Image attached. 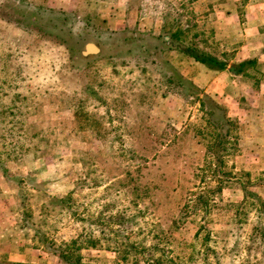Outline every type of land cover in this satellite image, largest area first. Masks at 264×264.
<instances>
[{
	"label": "rangeland",
	"instance_id": "rangeland-1",
	"mask_svg": "<svg viewBox=\"0 0 264 264\" xmlns=\"http://www.w3.org/2000/svg\"><path fill=\"white\" fill-rule=\"evenodd\" d=\"M15 2L65 12L66 28L93 27L83 55L89 44L99 52L88 53L89 72L73 68L55 36L29 35L12 15L0 18V162L8 174L0 173V246L19 238L35 264H67L53 249L83 234L95 239L82 246L88 264H264V0ZM190 26L179 40L225 60L223 73L178 50L159 52ZM121 31L160 41L135 43L112 62L104 47L118 41L107 34ZM205 96L237 123L228 175L216 178ZM12 140L47 156L8 163ZM220 185L208 208L180 216Z\"/></svg>",
	"mask_w": 264,
	"mask_h": 264
},
{
	"label": "trees",
	"instance_id": "trees-1",
	"mask_svg": "<svg viewBox=\"0 0 264 264\" xmlns=\"http://www.w3.org/2000/svg\"><path fill=\"white\" fill-rule=\"evenodd\" d=\"M2 7V12L0 10V18L6 22H11L9 18L11 15L15 19V24L21 27L26 33L29 35H40V37L46 36H55L58 39L60 45H66L68 51L71 54L69 58V63L71 67L78 68L82 71L89 72L93 62L92 58L88 56H84L83 52L85 50V45L89 41V37L87 35H92L93 27L88 32H83L81 30L76 31L71 28H66L63 24L62 19H67L64 17H68L65 12L58 11H50V10H42V9H33L29 8V6H23L21 4H17L13 0H0V8ZM5 12V13H4ZM16 16H15V15ZM61 19V20H60ZM193 26H190L185 29L183 33H174L169 36L170 40H163L162 44L164 47L159 51L162 53L164 49L170 50H178L179 52L185 54L189 58L194 59L196 62H199L205 65L208 69L214 71H225L227 69V63L220 57L212 55L205 49L201 48L196 44H188L186 41L179 40L181 35H186V32H189ZM129 31H121L116 33L107 34L108 39H117L118 42L110 43L109 48L104 47V56L107 55L108 58L112 62H116L115 57L121 56L120 52L125 51L124 48L132 47L133 44L143 42V45H146L149 42H157L160 41L155 39L150 34H144L139 31H132L131 33H127ZM102 36L104 33H100L98 35V39L102 40ZM94 37V36H93ZM104 41V39L102 40ZM104 43V42H103ZM119 50V51H118ZM119 62V61H118ZM256 65V60L246 61L235 67L237 73L236 75L240 76L246 72L247 67H254ZM201 107L204 109V112L209 117V122L214 128L216 135L214 143L209 147V157L212 158V165L214 167L210 168V174L216 177H221L222 175H228L225 168V157L230 154V151H234L237 149L238 144V135H237V123L229 116L226 109L220 106L217 102H215L210 96H205V99L201 101ZM13 115H17L15 110L17 108H11ZM3 116V114H2ZM21 122V119L20 121ZM17 122V123H19ZM13 125L17 124L12 122ZM20 134L17 130L12 128L10 129V135L13 139H17V136ZM25 135L28 138H38L40 134H32L30 132L25 131ZM20 148V149H19ZM9 151L6 153L7 162L10 163L15 160L30 162L32 160H37L40 158H45L47 156L46 152L40 151V149L32 147L31 145L20 147L19 142L17 140H12L9 144ZM19 149V151H18ZM21 150V151H20ZM1 156V155H0ZM5 166L0 162V173L4 177H8L7 172L4 169ZM206 172V169L205 171ZM221 182V181H219ZM263 182V181H262ZM109 184V183H107ZM106 184V185H107ZM222 185H220L217 189L213 191H209L208 195H202L195 200V205H190L189 203L184 204L179 213L182 217H188V213H190V208H192L193 212L200 210H205L203 208H208L210 204V200L208 196L214 194V192L220 191ZM73 194L67 196L66 198L60 199V202L66 203L67 201L72 200ZM207 206V207H206ZM181 218L177 219L173 225L177 227L181 222ZM178 221V222H177ZM158 239L157 242H162L166 238L160 237L156 235ZM95 242L93 236H85L79 235L76 239H73L69 242H63L60 245H57L54 250V253L67 264H88L83 262V257L81 255L82 246L86 244V246H90L89 242ZM160 243L158 248H160ZM156 248V246H154ZM153 249V248H152ZM118 261H127L126 257L118 258ZM8 264H24V263H8Z\"/></svg>",
	"mask_w": 264,
	"mask_h": 264
},
{
	"label": "crops",
	"instance_id": "crops-1",
	"mask_svg": "<svg viewBox=\"0 0 264 264\" xmlns=\"http://www.w3.org/2000/svg\"><path fill=\"white\" fill-rule=\"evenodd\" d=\"M42 1L43 2L47 1V5L49 3V0H42ZM29 8L39 9V7H37V6L33 5V4L32 5L30 4ZM40 9H42V10H50V11H58V10H55V9H47V8H40ZM58 12H62V11H58ZM88 27H89V25H88ZM76 31H78V30H76ZM252 58H254V57H250V59H252ZM260 59H259V62H264V54L261 56ZM195 63L201 69L206 70V71H211V72H216V73H219V72L223 73L224 72V71H214V70H210L205 65H203V64H201L199 62H196L195 61ZM2 177H4V176L2 175ZM1 220L2 219H0V221ZM2 238H3V236H2ZM0 244H1V241H0ZM10 245L12 246L11 249H7L4 246H0V264H8V263L35 264V262H36L35 261V257H32V256H36V255H33L34 253L28 252V250L24 248V244L23 243L21 244V240L19 241V238H15L12 241H10ZM38 259L40 260V257H37V260Z\"/></svg>",
	"mask_w": 264,
	"mask_h": 264
},
{
	"label": "water",
	"instance_id": "water-1",
	"mask_svg": "<svg viewBox=\"0 0 264 264\" xmlns=\"http://www.w3.org/2000/svg\"><path fill=\"white\" fill-rule=\"evenodd\" d=\"M99 52V50H98V48L95 46V45H93V44H89L88 46H87V51L85 52V54L84 55H88V53H98ZM233 72H235V70L233 69Z\"/></svg>",
	"mask_w": 264,
	"mask_h": 264
}]
</instances>
